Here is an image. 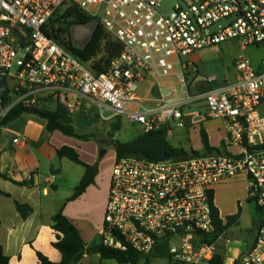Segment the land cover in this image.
<instances>
[{"label": "built area", "instance_id": "1", "mask_svg": "<svg viewBox=\"0 0 264 264\" xmlns=\"http://www.w3.org/2000/svg\"><path fill=\"white\" fill-rule=\"evenodd\" d=\"M163 1L0 0V124L17 106L59 104L70 112L96 106L101 120L125 118L146 133L168 121L181 126L183 107L203 101L207 116L222 122L223 152L164 162L115 159L99 237L103 247L141 256L167 241L168 259L154 261L207 264L214 258L215 242L207 236L216 185L243 177L248 197L264 208V59L255 68L240 54L234 80L207 77L208 87L191 94L197 70L189 57L226 42L241 51L264 44V0H174L167 14L161 13ZM70 6L120 44L104 72H94L90 62L49 36L61 27L72 42L78 25L61 17ZM148 77L157 92L151 107L137 96ZM168 82L178 86L166 89ZM34 176L26 174L24 181ZM240 262L264 264V226L256 227Z\"/></svg>", "mask_w": 264, "mask_h": 264}, {"label": "crops", "instance_id": "2", "mask_svg": "<svg viewBox=\"0 0 264 264\" xmlns=\"http://www.w3.org/2000/svg\"><path fill=\"white\" fill-rule=\"evenodd\" d=\"M219 49L225 57L230 56L226 65L228 80L232 81L237 75L235 61L241 47L235 42H226ZM189 60L197 70L191 87L194 86L197 92L202 91L208 85L204 81L207 77L199 82L196 80L200 74V57L194 54ZM174 84L168 82L167 86ZM137 96L146 107L156 105L157 92L151 77L140 85ZM45 124L44 120L35 115L22 114L0 129V174L6 176V179L0 178V245L9 260L8 264H39L37 254L53 263L61 261V254L53 246L57 233L52 229L51 218L57 213H61L76 227L86 247L100 243L99 231L110 173L100 179V164L96 161V153L101 145L108 142L104 136L105 129L99 137L89 134L90 131L80 134L91 135L86 140L67 137L59 132L50 133ZM184 124L187 125L185 144L170 143L173 147L203 153L199 135L200 127H203L210 146L223 152L225 132L222 122L207 116L205 103L203 115L199 113L194 117L182 109L181 126H177L183 127ZM173 132L169 130L168 141L173 137ZM14 139H17V143L13 142ZM196 140L200 150L194 146ZM63 146L73 148L83 163L97 166L93 183L73 200L68 199L83 177L84 168L66 158L57 157L56 151ZM26 174L35 175L29 183L24 181ZM50 176H53L51 183L47 182ZM247 197L248 188L243 177L221 182L213 188V205L223 221L227 216L236 214L237 207H240V216L234 226L243 220L245 211L248 213L247 204L250 203ZM15 203L29 206L31 211L26 218L17 212ZM253 217L249 219L246 233L239 232L229 237L230 227L224 237L215 241L214 257H219L222 264H233L252 246L256 229L253 227ZM106 261L109 260H102L98 254H84L78 264H103ZM111 261L116 264L114 260Z\"/></svg>", "mask_w": 264, "mask_h": 264}, {"label": "trees", "instance_id": "3", "mask_svg": "<svg viewBox=\"0 0 264 264\" xmlns=\"http://www.w3.org/2000/svg\"><path fill=\"white\" fill-rule=\"evenodd\" d=\"M62 18L73 19L74 24L78 26L91 25V20L84 13L79 11L76 7L70 6L66 12L61 16ZM70 23V24H72ZM55 25V23H52ZM69 24V25H70ZM68 25V26H69ZM49 33V36L54 37L58 42L66 46L69 51L83 62H92L91 67L96 73L104 72L109 66L110 62L115 59L120 51L119 43L111 39L103 31L100 25H97L90 36V38L81 47L73 46L71 41L65 37V31L58 27L56 34ZM102 45V49H101ZM103 53L98 58L100 53ZM98 58V59H97ZM22 114H32L41 120L45 121V128L48 132H59L64 136L75 139H88L91 135L77 134L73 127L71 112L59 104L52 106H42L39 109L22 108L17 106L13 108L1 122V128L19 118ZM121 119L116 118L111 120V129L118 131L121 126ZM170 128L168 125H161L158 128L149 131L141 132L136 138L125 143H116L115 159L124 156H135L143 153L149 159H156L162 155H168L172 159H179L184 157L200 156L211 153H222L221 150L210 146L207 134L203 127H200L199 135L203 153L184 150L183 148L173 147L167 137ZM110 136H112L110 132ZM58 158H66L74 164L80 165L84 168V174L79 184L75 187L72 196L68 200H73L81 195L84 190L93 183L94 177L97 174V166H89L83 163L77 152L68 146H63L56 151ZM0 178L6 179V176L0 174ZM25 184V183H24ZM1 194V192H0ZM248 203L254 204L255 215L253 217V227L264 226V208L257 206L250 197H247ZM211 216L213 223V231L207 236L208 242H215L218 238L224 237L228 229L234 226L240 216V207H237V212L234 215L227 216L223 221L218 210L213 205V191L210 193ZM15 208L22 218H26L30 213V208L27 205L15 203ZM52 229L57 233L54 248L61 254V261L53 263L47 260L41 254H37L39 264H78L84 254H98L102 260H114L116 264H153L157 258L168 259V242L161 241L153 251L147 256H141L131 249L126 251H118L103 247L99 244H92L85 246L76 227L67 220L61 213L55 214L52 218ZM8 258L3 254L2 246L0 245V264H8ZM210 264H222L219 257H214ZM233 264H241L240 259Z\"/></svg>", "mask_w": 264, "mask_h": 264}, {"label": "rangeland", "instance_id": "4", "mask_svg": "<svg viewBox=\"0 0 264 264\" xmlns=\"http://www.w3.org/2000/svg\"><path fill=\"white\" fill-rule=\"evenodd\" d=\"M93 32L92 26L90 24H86L83 26L75 27L72 35V42L74 46L80 47L81 44H84L91 36ZM66 39L68 38L65 35ZM70 39V38H69ZM71 41V39H70ZM220 46L212 47L209 49L202 50L198 52L196 55L200 57V62L198 66L200 67V74L196 79L199 82L203 77L212 76L216 78V83H222L223 81L228 80V71H227V61L230 56L226 55V57L220 52ZM102 49V45H101ZM240 54H246L248 58L251 60L253 67L257 68L259 65V61L264 58V44L258 46H249L246 48L245 51H240ZM103 53L101 52L98 56L101 57ZM97 58V59H98ZM92 62L90 61V64ZM177 87V84H174ZM172 87V85H166L165 88L168 89ZM190 93L194 94L197 93V90L192 86L190 88ZM179 94L182 95L181 92ZM184 112L186 114L197 116V114L203 115L204 113V102L200 101L194 104H190L189 106L183 107ZM104 115L107 117L110 115V112L104 110ZM72 124L77 132V134H86V132H91L89 134H94L95 136L99 137L101 135V131L105 129V138L108 140L106 144L101 145L100 148L104 150L102 156H99V150L96 153V161L100 164V179H104L108 176L111 172V168L114 163V154L115 148L114 146L116 143H125L133 140L139 134H141V128L136 125L130 123L125 118L121 119V126L118 131H114L112 136H110V132L112 131L110 125L112 121H103L99 117L98 109L96 106H90L89 108L85 109L84 107L79 108V110H74L71 112ZM179 121H168V125L171 131L173 132V137L169 140V143L173 145H182L185 144L186 138V130L187 125L184 124L183 127H178ZM2 132V131H1ZM194 146L198 150H200L199 143L197 140L195 141ZM99 148V149H100ZM230 193V192H229ZM248 213H244L243 220L240 222L238 226L231 227L229 237L231 235H235L239 232L246 233V228L249 225V219L253 215H255L254 204L250 203L247 204ZM103 264H115L113 261L109 260L104 262ZM142 264V263H139ZM153 264H162L160 261H154Z\"/></svg>", "mask_w": 264, "mask_h": 264}, {"label": "water", "instance_id": "5", "mask_svg": "<svg viewBox=\"0 0 264 264\" xmlns=\"http://www.w3.org/2000/svg\"><path fill=\"white\" fill-rule=\"evenodd\" d=\"M174 4V0H164L163 3H162V6H161V13L162 14H167L172 6ZM111 133H113V130L111 131ZM105 141H103L104 143ZM116 145L114 146V148L116 149ZM104 153V150L102 148L99 149V156L101 157L102 154ZM136 157H139V158H144V159H149L145 154L143 153H140V154H137L135 155ZM170 159V157L168 155H162L156 159H149V160H152L154 162H164V161H168Z\"/></svg>", "mask_w": 264, "mask_h": 264}]
</instances>
